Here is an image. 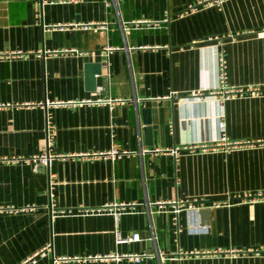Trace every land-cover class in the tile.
I'll use <instances>...</instances> for the list:
<instances>
[{
    "label": "crops",
    "instance_id": "crops-1",
    "mask_svg": "<svg viewBox=\"0 0 264 264\" xmlns=\"http://www.w3.org/2000/svg\"><path fill=\"white\" fill-rule=\"evenodd\" d=\"M0 51V264H264V0H0Z\"/></svg>",
    "mask_w": 264,
    "mask_h": 264
},
{
    "label": "built area",
    "instance_id": "built-area-1",
    "mask_svg": "<svg viewBox=\"0 0 264 264\" xmlns=\"http://www.w3.org/2000/svg\"><path fill=\"white\" fill-rule=\"evenodd\" d=\"M40 1L42 2L43 0H40ZM106 48L107 49H111V46H107ZM20 52H21L20 50H14L12 52H7V53L9 54V53H20ZM2 55L4 56V55H7V54H5V53L0 51V56H2ZM218 66H219V73H218L219 75L218 76H219L220 85H219V88H218L217 92L220 93L222 96L229 97V96L234 95V94H242L243 92H245L247 90H252V89L241 88V87H239V88H229V87H227L225 85V78H226V74H225V60H224V58L222 56H219V58H218ZM222 125H223V123L221 122V126ZM52 138H53V130L48 128L47 129V140H48L49 143L51 142ZM222 138H223V140L220 143H222L223 145H226V146H234V145H237L239 143V142H236V141L227 140L225 138V136H223ZM202 145L205 146L206 144L203 143ZM127 153H129V151L127 149L120 148L116 143H113L110 146L109 149L98 151V152H93L92 154L93 155H97V156H103V157H106V158H111V160H114L116 158H120L121 156H123L124 154H127ZM37 157L40 160V162L47 163L49 161V158L51 157V154L49 152H45V153L40 154ZM2 159H4V158H2ZM249 195L264 197V191L258 190L257 192H254L253 194L249 193ZM171 203H174V206H175L174 211L178 212L180 203H182L181 200L172 199ZM27 207L28 206H25L23 208H27ZM188 207L195 208L196 206L194 204H192V203H189ZM5 209L16 210L18 208H16L15 206H4V205L0 204V210H5ZM194 228H204V226L203 225H194ZM138 237H139L138 232H132L128 236H122L120 234L118 228L115 229V240H116V242H120V241H124V240H135V239H138ZM144 255L145 254L142 253V254H132L130 256H132L135 260L138 261ZM73 257L77 258V256H73ZM88 257H92V256H88Z\"/></svg>",
    "mask_w": 264,
    "mask_h": 264
},
{
    "label": "water",
    "instance_id": "water-1",
    "mask_svg": "<svg viewBox=\"0 0 264 264\" xmlns=\"http://www.w3.org/2000/svg\"><path fill=\"white\" fill-rule=\"evenodd\" d=\"M98 70V69H97Z\"/></svg>",
    "mask_w": 264,
    "mask_h": 264
}]
</instances>
